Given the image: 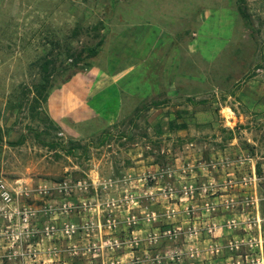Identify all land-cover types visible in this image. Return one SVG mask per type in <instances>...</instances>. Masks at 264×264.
<instances>
[{
    "label": "rangeland",
    "instance_id": "374dc122",
    "mask_svg": "<svg viewBox=\"0 0 264 264\" xmlns=\"http://www.w3.org/2000/svg\"><path fill=\"white\" fill-rule=\"evenodd\" d=\"M140 48L159 96L51 119ZM0 264H264V0H0Z\"/></svg>",
    "mask_w": 264,
    "mask_h": 264
},
{
    "label": "crops",
    "instance_id": "0c3cea01",
    "mask_svg": "<svg viewBox=\"0 0 264 264\" xmlns=\"http://www.w3.org/2000/svg\"><path fill=\"white\" fill-rule=\"evenodd\" d=\"M149 25L137 26V35L142 37L138 33L152 31ZM156 29L159 27L156 26ZM140 51L141 48L134 49L132 57L121 55L122 60L117 59L106 68L91 70L85 76L77 74L53 91L49 97L50 106H47L51 119L61 128L82 136L101 129L97 126L102 127L104 122L110 125L118 119L128 100L159 96L161 81L149 59L143 58ZM115 56L119 57L118 54ZM94 121L96 125L92 129Z\"/></svg>",
    "mask_w": 264,
    "mask_h": 264
},
{
    "label": "built area",
    "instance_id": "2783aa9c",
    "mask_svg": "<svg viewBox=\"0 0 264 264\" xmlns=\"http://www.w3.org/2000/svg\"><path fill=\"white\" fill-rule=\"evenodd\" d=\"M1 188H2V196L5 198V199H11V193L9 190H7L6 186L4 184L1 185ZM199 255V254H197Z\"/></svg>",
    "mask_w": 264,
    "mask_h": 264
},
{
    "label": "trees",
    "instance_id": "16d2710c",
    "mask_svg": "<svg viewBox=\"0 0 264 264\" xmlns=\"http://www.w3.org/2000/svg\"><path fill=\"white\" fill-rule=\"evenodd\" d=\"M97 52V50L95 49V50H93V53H96ZM68 80V79H67ZM232 135V134H231Z\"/></svg>",
    "mask_w": 264,
    "mask_h": 264
}]
</instances>
